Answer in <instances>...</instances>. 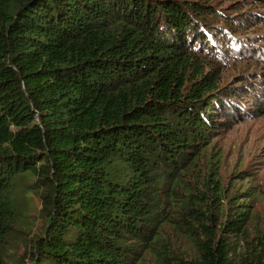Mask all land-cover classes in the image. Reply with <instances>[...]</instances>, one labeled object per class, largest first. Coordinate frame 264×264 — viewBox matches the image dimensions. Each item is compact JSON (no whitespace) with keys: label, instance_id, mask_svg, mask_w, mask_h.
Wrapping results in <instances>:
<instances>
[{"label":"trees","instance_id":"obj_1","mask_svg":"<svg viewBox=\"0 0 264 264\" xmlns=\"http://www.w3.org/2000/svg\"><path fill=\"white\" fill-rule=\"evenodd\" d=\"M257 29L264 0H0V235L22 185L45 205L30 264H147L170 223L188 264H264L212 149L264 114L234 53Z\"/></svg>","mask_w":264,"mask_h":264},{"label":"rangeland","instance_id":"obj_2","mask_svg":"<svg viewBox=\"0 0 264 264\" xmlns=\"http://www.w3.org/2000/svg\"><path fill=\"white\" fill-rule=\"evenodd\" d=\"M223 6L239 0H219ZM264 32V29H257ZM255 50L234 51L238 59H247L249 71L264 70V45ZM226 50V49H225ZM239 70L232 69L228 78ZM227 78V79H228ZM250 86L253 95L249 96L247 107L264 103L263 90L259 80ZM264 85V84H263ZM239 120V119H238ZM213 150L220 155L218 163L220 188L224 204L236 205L232 211L247 213L243 224L244 232H239L238 247L242 250L255 249L264 253V114L235 123L213 141ZM14 211L5 214L8 226L0 235V251L8 264H30V252L34 251V240L46 223L44 203L39 193L18 186L13 191ZM231 202V203H230ZM236 215V214H235ZM245 217V216H243ZM239 218V217H238ZM168 251L150 252L147 264H188L197 255L190 240L176 229L173 223L164 227Z\"/></svg>","mask_w":264,"mask_h":264}]
</instances>
